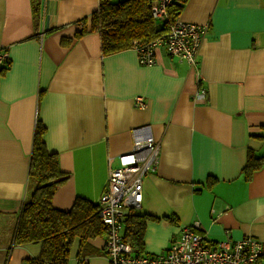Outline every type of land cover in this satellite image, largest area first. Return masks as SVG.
I'll return each instance as SVG.
<instances>
[{
	"label": "crops",
	"instance_id": "obj_1",
	"mask_svg": "<svg viewBox=\"0 0 264 264\" xmlns=\"http://www.w3.org/2000/svg\"><path fill=\"white\" fill-rule=\"evenodd\" d=\"M38 1L35 18L31 0H0V50L9 59L0 77V264L40 252V243H13L32 190L37 121L68 174L55 207L68 209L78 196L98 204L116 156L131 149L132 130L146 125L160 156L133 210L157 218L145 223L140 254H163L193 222L209 247L249 235L264 250V165L249 178L242 170L249 150L264 155V0L186 1L178 18L208 25L198 71L162 46L152 65L139 64L131 48L103 55L97 32L77 36L98 0ZM104 241L88 240L84 264H110ZM79 255L76 237L67 264H79Z\"/></svg>",
	"mask_w": 264,
	"mask_h": 264
},
{
	"label": "trees",
	"instance_id": "obj_2",
	"mask_svg": "<svg viewBox=\"0 0 264 264\" xmlns=\"http://www.w3.org/2000/svg\"><path fill=\"white\" fill-rule=\"evenodd\" d=\"M153 1L98 0L97 9L90 16L89 26H86V18L81 20L82 28L77 36L87 31L97 32L103 55L146 45L166 33L167 25L178 18L187 0H172L167 7L169 20L161 22L152 16ZM31 3L34 17L37 18L39 1L31 0ZM8 65V58L0 62V77ZM44 132L45 126L37 121L33 129L28 168V181L32 190L19 211L13 243L41 245L39 255L25 259L22 264H67L70 246L77 237L79 251L83 254L78 256V261H81V257L92 252L88 240L105 237L106 229L98 216V204L84 197H76L68 209L53 205V195L68 174L60 169L57 154L47 151ZM262 165L264 155H256L249 150L242 168L245 178H249ZM152 219L157 220L149 214L131 211L124 220L123 238L130 242L136 254L141 253L145 223ZM170 219L173 221V217Z\"/></svg>",
	"mask_w": 264,
	"mask_h": 264
},
{
	"label": "built area",
	"instance_id": "obj_3",
	"mask_svg": "<svg viewBox=\"0 0 264 264\" xmlns=\"http://www.w3.org/2000/svg\"><path fill=\"white\" fill-rule=\"evenodd\" d=\"M171 1H153L151 13L155 20H169L167 7ZM167 26L164 35L134 47L139 64L152 65L155 47L162 46L169 56L185 60L198 71L199 48L208 25L177 18ZM6 58L7 52L0 50V62ZM202 94L203 89H200L195 97ZM135 102L139 108L146 106L142 96H136ZM132 136L131 149L118 154L116 165L109 168L107 186L98 200V216L106 229L103 253L110 264H263V246L254 236L209 247L205 237L197 231L198 222L182 226L163 254H136L130 242L123 238L124 220L141 202L142 180L156 170L160 144L146 125L134 128ZM86 261V256L81 257L79 264Z\"/></svg>",
	"mask_w": 264,
	"mask_h": 264
},
{
	"label": "rangeland",
	"instance_id": "obj_4",
	"mask_svg": "<svg viewBox=\"0 0 264 264\" xmlns=\"http://www.w3.org/2000/svg\"><path fill=\"white\" fill-rule=\"evenodd\" d=\"M179 19V18H178ZM181 20V19H180ZM129 215V214H128ZM126 219V218H125ZM134 250V249H133ZM135 252V251H134ZM109 262V261H108Z\"/></svg>",
	"mask_w": 264,
	"mask_h": 264
}]
</instances>
